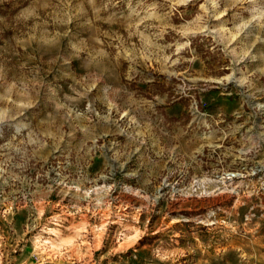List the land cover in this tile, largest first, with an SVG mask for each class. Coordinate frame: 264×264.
<instances>
[{
    "label": "rangeland",
    "instance_id": "1",
    "mask_svg": "<svg viewBox=\"0 0 264 264\" xmlns=\"http://www.w3.org/2000/svg\"><path fill=\"white\" fill-rule=\"evenodd\" d=\"M40 54L86 62L65 76L73 97L41 84L45 64L28 62ZM126 62L154 71L167 94L158 147L149 110L133 118L105 104L118 101L117 77L130 79ZM42 92L100 135L43 158L44 123L40 133L0 125V264H264V0H0V114L23 117ZM212 93L223 100L209 103ZM177 102V133L190 142L162 133ZM133 137L158 164L130 156ZM121 144L117 161L90 168L89 154ZM76 202L75 217L58 211ZM89 202L94 214L79 217Z\"/></svg>",
    "mask_w": 264,
    "mask_h": 264
},
{
    "label": "crops",
    "instance_id": "2",
    "mask_svg": "<svg viewBox=\"0 0 264 264\" xmlns=\"http://www.w3.org/2000/svg\"><path fill=\"white\" fill-rule=\"evenodd\" d=\"M33 4H31L32 6ZM40 42L43 43V45H51L46 42V39L44 37L40 38ZM54 50L57 49V46L53 48ZM54 57V56H52ZM224 57V55L222 56ZM28 62L30 64H34L36 62L37 64L44 63L45 68L41 67L39 71L35 72L37 76H39L41 80V84L44 86L48 84H56V87L58 91L63 95L67 97H73V94L70 93V87L66 85L69 80L65 76H74V77H79L82 74H85L87 71L90 70L89 67L85 66V61H81V57H70V58H63L61 56L55 58L54 60H50L47 58V55L40 54L38 57H34L32 55L28 56ZM53 63V65H51ZM202 66H205V69L210 70V63L201 61ZM96 65H98L96 63ZM126 66V71L127 73L131 72L132 75L129 77V80H121V76L119 75V65L116 64L117 69H115V72L119 75L116 79V90H119V94H115V98H118V101H114L111 97H108V101L105 102L107 104V107L114 108L115 110H120L121 114H126V117H130L132 113H134L133 118L135 116H138L140 114V110L143 107L144 109H147L150 111L148 116L146 117L147 119V125L150 127V134L151 136H148L151 139V146H156L158 147L159 144L158 142L155 141L153 138V133L152 131L157 130V132L161 133L159 125L156 123V118H158L159 112L163 111L166 113L165 110H161L162 107H160V100L167 99V94L164 92V90H160V84L158 81L157 76H154L155 72L154 71H148L144 69H141L137 67L136 64L134 63H125ZM157 74V73H156ZM170 74V72L166 73ZM126 78V77H123ZM211 76H209V79ZM223 78V77H221ZM147 90V91H146ZM150 93H156L155 96H152L154 99H148L147 96L145 95V92ZM43 92L40 93L39 100L33 101L32 99L27 105H23L20 107L21 111L25 112V115L19 119H13L12 121H8V118H5L3 114H0V125L1 124H8L12 125L14 128H17L19 130H27V131H35L37 133H40V123H44V134L48 135L51 137V144H46L47 146H42L41 149L39 150V154L43 156V158L48 157L50 150L52 147L48 146H53V147H59V145L63 144V149L64 150H75L78 151L81 148H85V144L87 141L91 140L94 138L95 135H100L99 131L100 128H96L97 125H92L93 126V132H88L87 128L89 125H84L81 126L80 122L79 123H73L72 121H69L68 119H65L62 113V105L59 103L53 102V98L49 97H44ZM106 97H103V99ZM223 100L222 97L218 94H210L208 96V102H214V101H219ZM132 105V106H131ZM235 106L234 109H240L241 106L235 100L234 103H232V106ZM239 105V106H238ZM130 107H133L131 111H129ZM140 107V108H139ZM139 108V109H138ZM136 111L135 112H132ZM183 110V105L180 102L174 103L171 105L169 108V112L171 114H168L169 116L172 115L175 117V120L169 123L167 128H165L164 132H162L167 138H175L179 137L182 142H190L183 137H180V133L178 132V129L180 127L181 121L177 115H181ZM9 114V113H8ZM24 113H21L22 115ZM140 118L143 119V117ZM135 120V119H134ZM106 121H110L109 119ZM125 120L121 122V124L124 123ZM144 122L143 120H141ZM47 124L53 126L54 128L52 129L51 126H47ZM65 126L71 127L69 132L65 134ZM87 126V127H86ZM100 126V125H99ZM82 127V128H81ZM122 131V130H120ZM102 132L104 135H115V133H118L119 131H115L114 129H110L109 125H105L102 128ZM122 136V134H120ZM211 137V135L209 136ZM209 137H203V135L199 134L198 138L200 140H203V138H209ZM112 138V137H110ZM135 138V142L133 143H127V145L133 144L134 146L132 149H130V156H139V158H142L144 161H146L149 165L151 166L156 165L157 161L159 159H154L153 156L149 158H146L144 153H143V146L138 143V138ZM121 140L124 141L123 137H120ZM134 140V139H133ZM86 141V142H85ZM126 143V141H125ZM120 150L121 154L124 151V144L120 145V149L118 150H113L110 148L105 149L103 153H95L92 157L89 154L88 158H92V161H90V168L93 169L94 171L96 170L97 167H101L103 164L104 166H107L108 163L112 164L115 162L114 160L117 161L116 156H119L117 152ZM114 153V154H113ZM79 158V157H78ZM114 158V159H113ZM79 161L83 163L84 159H80ZM122 164V163H121ZM158 164V163H157ZM125 166V163H124ZM137 170V168L135 169ZM122 171V165L119 168V170L116 169V172L120 174ZM96 173V172H95ZM151 174L156 173V170L153 169L150 171ZM93 192L96 194L97 189L94 188ZM102 192H105L104 189ZM100 192V194H102ZM43 195V194H40ZM44 196V195H43ZM104 203V202H103ZM58 204L55 203V206ZM39 205L42 207L43 203L41 202V199L39 200ZM87 206L82 205L83 209L86 210L87 214H79V217H92L94 214V210H90V202L86 203ZM68 206L70 208H68ZM68 206H65L64 204L61 205V207L58 209V211L64 215V217H75V213L73 212V209L76 207H79L77 202L76 203H71ZM93 208V205H92ZM108 209V207L106 208ZM50 209L46 211V214H49ZM90 212V215H89ZM46 215V216H47Z\"/></svg>",
    "mask_w": 264,
    "mask_h": 264
}]
</instances>
